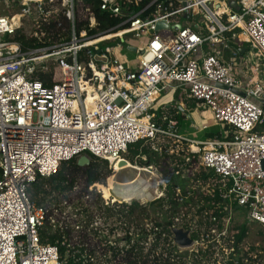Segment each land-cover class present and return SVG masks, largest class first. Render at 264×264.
Returning <instances> with one entry per match:
<instances>
[{
    "label": "built area",
    "instance_id": "1",
    "mask_svg": "<svg viewBox=\"0 0 264 264\" xmlns=\"http://www.w3.org/2000/svg\"><path fill=\"white\" fill-rule=\"evenodd\" d=\"M19 1L17 12L0 15V264H64L56 244L39 241L47 210L31 200V183L81 151L112 159L114 170L129 143L158 136L177 141L176 122L165 115L156 122L150 112L162 91L177 86L228 127L227 139L189 145L198 164L225 187L224 225L235 202L248 220L264 227V0H236L238 9L228 0H97L99 10L121 18L109 29L114 31L97 33H88L95 27L88 9L76 12L79 0H60L69 39L25 49L9 37L25 16L35 24L50 11L42 0ZM76 15L88 18V30L75 32ZM158 20L167 26L156 29ZM126 34L149 36L134 47L131 67L112 53ZM113 39V45H99ZM229 42L237 49L224 56L218 45L229 48ZM242 44L260 70L239 56L246 53L239 50ZM50 68L51 85L32 78ZM210 231L218 238L225 228ZM208 235L201 233L191 244L205 246ZM122 237L120 246H127ZM92 245L101 251L99 242ZM81 258L76 264H114V258Z\"/></svg>",
    "mask_w": 264,
    "mask_h": 264
},
{
    "label": "trees",
    "instance_id": "2",
    "mask_svg": "<svg viewBox=\"0 0 264 264\" xmlns=\"http://www.w3.org/2000/svg\"><path fill=\"white\" fill-rule=\"evenodd\" d=\"M10 1L17 9L21 7L18 0ZM59 2L60 0L54 2L42 0L43 8L50 11L45 19L39 18L37 23L30 28L25 29L24 27L23 29L19 27L9 39L18 42L23 49L49 46L67 41L69 39L70 24L62 15L61 9L53 11V8H51L54 6L53 4L59 5ZM29 3L30 5L34 4L32 1H29ZM78 4L84 9L87 8L93 15L95 27L93 30H88V18L76 15L74 20L75 32L82 28L87 29L88 33L112 32L115 28L109 29L121 20L119 16L99 10L97 0H79L76 6ZM125 26L126 24H123L118 28H124ZM230 44L233 43L230 42ZM218 47L226 56L228 49L219 45ZM233 48L237 49L234 46ZM241 48H244L243 53L248 49L244 44L241 45L239 50ZM32 78L41 80L44 85H51L55 81L52 68L49 71L36 72L32 75ZM182 99L190 107L195 104V101L190 97L183 96ZM168 108L169 106H162L158 112H165L169 117L174 118L176 126H178L179 120L184 116L183 113L177 105L173 111ZM160 119L161 116L158 113L153 115L154 121L159 122ZM212 136L209 133L207 134V137ZM215 136L218 137L219 135L215 134ZM156 139H159V141L155 143ZM170 141H172L171 138L161 136L148 140H138L129 143L126 152L122 153V157L129 160L133 165L137 161L142 166L143 164L155 165L162 158L164 166L168 167L163 169L166 172L161 169L166 182L162 195L147 202L146 205L138 204L133 200L123 208L115 209L113 206L104 211L111 223L116 224L124 232L122 238L127 246H120L121 238L118 237L113 239V245L108 244L109 235L116 227L110 226L107 228V233H104V231H101L102 229L99 230L98 227L93 226V212L89 210L88 206L82 207L81 201H75L73 208L74 210L78 208L76 211L85 216V222L77 221L74 223V226L79 229L76 237L78 242H71L73 227L67 228L66 222L59 219L57 215L62 213L67 206V200L69 201V196L77 181L78 170L83 171L75 164L77 158L61 161L54 174L37 178L28 189L31 200L47 210L46 222L38 229L39 241L41 243L56 244L59 258L64 264L81 263L82 254L87 259L96 258L97 256L102 257L104 260L120 257L127 259L129 264H187L188 256L196 264H201L202 260H207L209 264H264V259L256 250V247L243 248L241 246L247 234V218L243 208L236 205L235 202L232 203V211H241L244 217L242 221H237L235 216L232 215L228 233L225 234L227 226L225 227L223 218L227 216V212L223 210L224 199L220 196L224 189L222 186L217 185V176L198 164L197 153L189 150L188 142L182 139L175 141L172 151L169 152L170 148L167 144ZM151 145H153V148ZM86 155L90 161L93 158L96 161L91 162L83 171L85 176L84 190L86 185L102 183L107 173L102 166L105 159L93 157L89 153ZM64 201H66L65 204ZM50 205L52 207L47 209ZM181 206L196 207L195 218L184 219L179 224V226L190 230L189 236L191 239L200 238L201 233L209 234L205 246L197 245L195 251L178 250L177 245L172 243L170 229L175 225L174 218ZM142 215L150 225L144 230L140 225L138 230L139 225L135 222L137 220L141 221ZM182 216L184 217V215ZM60 223H64V225ZM133 223L135 225L132 228L133 230L130 231L129 228ZM212 226H215L218 232L225 228V233L218 238L215 237L210 231ZM94 238L96 243L101 244L99 253H95L94 246L90 245V241ZM81 241L86 245L79 243ZM143 242H146V244L143 245ZM221 245L227 248V254L223 253ZM214 254L216 255L214 256Z\"/></svg>",
    "mask_w": 264,
    "mask_h": 264
},
{
    "label": "rangeland",
    "instance_id": "3",
    "mask_svg": "<svg viewBox=\"0 0 264 264\" xmlns=\"http://www.w3.org/2000/svg\"><path fill=\"white\" fill-rule=\"evenodd\" d=\"M19 1V0H18ZM20 4V1H19ZM54 6H52L51 8H53V11L62 10V6L57 5V4H53ZM76 12L78 14H84L86 12L85 9H83L81 7L80 4H78L76 6ZM17 7L10 1V0H0V15H10L11 13L17 12L19 9H17ZM32 15V14H31ZM172 21L175 20V17H173L171 19ZM197 20V18H196ZM34 24L33 20L31 18H27V16H25L23 18V22L22 25L20 26L21 28L25 29L26 28H30L32 27V25ZM124 41L122 43L121 46H117L116 48L113 49V53L116 56H120L121 53L125 52L127 53V56L129 58H132L133 56H135V53L133 51H130L127 49V46H132V47H137V46H143L147 43L149 36L148 35H141L138 38H134L132 37L131 34H126L124 36ZM116 39H113L111 41H104L102 43H100L99 45H104V44H110L113 45ZM229 48L228 49V53L229 56L231 55V49H233V44H230L229 42ZM236 47V46H234ZM207 48V47H206ZM237 48V47H236ZM245 54H241L239 56H242L243 59L246 60V62L248 64H250L251 66H253V68L255 70H260V66H259V61L256 57H253L252 54H250V52L248 50L245 51ZM256 62V63H253ZM135 64V63H134ZM184 93L185 96L186 94V90L184 88H178L177 92H176V96L179 97L181 96V94ZM163 94V93H161ZM176 106L175 102H171L169 104V108L170 110H174V107ZM187 107V106H186ZM190 114L192 116V118L194 119H211V112L202 106L199 107H193L190 110ZM208 124L211 128V130H216L218 129L217 125H213L212 122L209 120ZM204 137V136H203ZM159 139L155 140V143L158 142ZM175 142V140L170 141L167 146L169 149V152H171L172 150V146L173 143ZM154 145V143H153ZM153 145H151V147L153 148ZM176 148V147H175ZM83 155V154H81ZM80 156V155H79ZM79 156H77L76 158H78ZM96 161L94 158L88 162V164H86L87 166L91 163ZM164 160H162V158L159 159L158 163L155 165H139L138 161L135 162V164H131L129 162V160L125 159L124 162L128 163L131 166L137 167L138 170H140V175L139 178L137 180V182L133 183L132 185H128V186H121V185H116L113 184L111 189H107V185H106V179L108 177V175L113 171L111 170V164L112 162H110V166H109V162L105 160V162L102 164L103 169H105L107 171L106 175L103 178L102 183H94L92 184L91 187H89V185H86V189L84 190V184H85V176L83 174V171L78 170L77 172V181L76 184L72 190V193L69 196V201L67 200V206L65 207V209L62 211V213L58 214L57 217L63 221H65L67 224V228L69 227H73V229L71 230V242L73 241H77L76 237H77V233L79 232V229H77V226H74V223L77 221H80L82 223L85 222V216L81 215L80 213H78V211H76V208L74 210L73 208V203L75 201H81L82 202V207H89V210H91L93 212L94 215V221H93V226L98 227L99 230L104 231V233H107L108 229L110 226L111 227H116L112 230V232L109 235V239L113 240L115 238H121L123 235V231L119 229V227L116 224H112L111 220L108 219L106 213H104L105 210L109 209L110 207H115V209L117 208H123L125 207V205H128L130 203V201H136L138 204L141 205H146L147 202L155 199L156 197H158L159 195L163 194V190L164 187L166 186V182L164 181L163 178V173L161 171V169L163 170L164 168L167 169L168 167L164 166ZM74 164V163H73ZM139 165V166H138ZM115 167V166H114ZM82 170V167H79ZM114 169V168H113ZM147 169V171H141V170H145ZM151 170V174L149 173V171ZM164 172H166V170H163ZM134 170L132 168H126L124 169L121 174L117 175V177L119 178H123V179H128L130 177L133 176L134 174ZM156 174V175H155ZM146 178V179H145ZM194 183V182H193ZM100 185V186H99ZM229 183L226 184V186H228ZM225 187H223L224 189ZM146 190V191H145ZM139 192V193H138ZM124 195V196H123ZM127 197L126 200H122V197ZM139 196V197H138ZM146 198V199H145ZM64 204L66 203V201L63 202ZM50 207H52L51 205L48 206L47 209H50ZM195 208L196 207H189V206H181L179 207V212L176 215V217L174 218V222H175V226H179V224H181L184 219L193 217L195 218ZM243 208V207H241ZM244 213H245V217L247 218L246 215V210L243 208ZM55 213V212H53ZM151 215V213H150ZM184 215V217L182 216ZM235 216V220L237 221H242L243 220V214L241 213V211H231L230 215H229V220L228 222L225 224V227L227 226V231L225 234L228 233V227L230 225V220L231 217ZM193 221V220H192ZM138 225L145 226L146 228L150 225V223L146 220V218H143L142 215V220L141 221H136L135 222ZM135 223H133L129 230L132 231ZM62 224V223H60ZM247 224V234L244 237L241 246L243 248H248L249 246H254L256 247V250L262 255L263 259H264V227H262L260 224H257L255 222H252L250 220L246 221ZM64 225V223L62 224ZM182 227V226H181ZM136 232V231H135ZM82 245H86L83 241L79 242ZM90 245H92L93 243H96V239L94 238V240L90 241ZM193 242L191 245H189L187 248L185 247H180L178 246V250H183L186 249L187 251L190 252V250L193 249V251H195L196 249V245ZM223 245H221L222 247ZM223 248V253L227 254L228 250L227 248ZM216 254H214L215 256ZM113 261V260H112ZM187 264H196V262H194L191 257H187ZM114 264H122V263H128L127 259H122V258H115L113 261Z\"/></svg>",
    "mask_w": 264,
    "mask_h": 264
},
{
    "label": "crops",
    "instance_id": "4",
    "mask_svg": "<svg viewBox=\"0 0 264 264\" xmlns=\"http://www.w3.org/2000/svg\"><path fill=\"white\" fill-rule=\"evenodd\" d=\"M116 48V47H114ZM113 48V49H114ZM112 49V53H113ZM129 50V49H128ZM131 51V50H130ZM114 54V53H113ZM115 55V54H114ZM122 63L127 64L129 67L134 66V63L136 62L135 56L132 58H129L127 56V53L123 52L120 54V56H116ZM181 87H174L165 91H162L156 99V101L152 104V107L150 108V112L154 114H159L161 116V119L159 123L162 122V117L168 116V114H165V112H158L159 109L162 106H169L171 102H175L176 105L178 106L179 110L181 113H183V118L179 120V125L176 126V132L178 136V140L182 139L188 142V145H192V147L200 146L201 142L206 139H211V138H217V139H227L225 137H230L229 130L227 126H224L221 123L216 122L213 120L212 116L211 119H194L191 116L190 110L193 107H199L194 104V106L190 107L189 104L183 101V96H185L184 93L181 94V96L177 97L176 92L177 89ZM187 94V93H186ZM187 96V95H186ZM188 97V96H187ZM187 106V107H186ZM169 117V116H168ZM171 118V117H170ZM175 122L176 120L172 118ZM211 121L213 125H217L218 129L211 130L208 121ZM213 135L212 137H207V134ZM215 134H218L219 136H215ZM204 136V137H203Z\"/></svg>",
    "mask_w": 264,
    "mask_h": 264
},
{
    "label": "water",
    "instance_id": "5",
    "mask_svg": "<svg viewBox=\"0 0 264 264\" xmlns=\"http://www.w3.org/2000/svg\"><path fill=\"white\" fill-rule=\"evenodd\" d=\"M228 5L233 7L234 9H238L239 8V4L236 2V0H228L227 1ZM163 26H167L163 20H158L156 23H155V28L158 29L160 27H163ZM172 26H176V27H179L178 24H175V25H172ZM195 28V26H193ZM127 49L131 50V51H134V47L132 46H127ZM244 48H241L240 49V52H243ZM216 85H220V84H216ZM122 161H120L118 163V165H120V163L123 162V160H125L124 158L121 159ZM75 164L76 166L78 167H82L83 171H85L87 165L83 166L82 165V160L80 159H77L75 160ZM171 233H172V242L177 245V246H180V247H187L191 244V237L189 236L190 234V230L189 229H185L184 227H181V226H176V227H171L170 229ZM201 264H209V262L207 260H202L201 261Z\"/></svg>",
    "mask_w": 264,
    "mask_h": 264
},
{
    "label": "bare ground",
    "instance_id": "6",
    "mask_svg": "<svg viewBox=\"0 0 264 264\" xmlns=\"http://www.w3.org/2000/svg\"><path fill=\"white\" fill-rule=\"evenodd\" d=\"M87 153H89V152H87V151H81L78 155H76V157L80 155L77 159L82 160V165L83 166H85L86 164H88V162L90 161L89 157L86 155ZM81 154H83V155H81ZM120 161H122V160L120 159L119 162ZM108 162H109V166H110V162H112V159H109ZM126 168H132L135 171L134 174H133V176L130 177V178H128V179H123V178H120V177L118 178L117 175L121 174V172L124 169H126ZM141 171H147V169L141 170ZM139 172H140V170H138L137 167H134V166L129 165L128 163H125L124 160H123L122 163H120V165L115 164L114 170L108 175V177L106 179L107 189H111L113 184L121 185V186L132 185L133 183L137 182V180L139 178V175H140ZM149 173L151 174V170L149 171ZM121 199L122 200H126L127 197L125 196V197H122Z\"/></svg>",
    "mask_w": 264,
    "mask_h": 264
},
{
    "label": "flooded vegetation",
    "instance_id": "7",
    "mask_svg": "<svg viewBox=\"0 0 264 264\" xmlns=\"http://www.w3.org/2000/svg\"><path fill=\"white\" fill-rule=\"evenodd\" d=\"M130 203H131V201H130ZM144 218V217H143Z\"/></svg>",
    "mask_w": 264,
    "mask_h": 264
}]
</instances>
